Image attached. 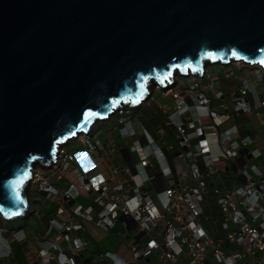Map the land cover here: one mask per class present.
Instances as JSON below:
<instances>
[{"label":"water","instance_id":"95a60500","mask_svg":"<svg viewBox=\"0 0 264 264\" xmlns=\"http://www.w3.org/2000/svg\"><path fill=\"white\" fill-rule=\"evenodd\" d=\"M239 60L264 71V0H0V218L27 214L65 141Z\"/></svg>","mask_w":264,"mask_h":264},{"label":"built area","instance_id":"2783aa9c","mask_svg":"<svg viewBox=\"0 0 264 264\" xmlns=\"http://www.w3.org/2000/svg\"><path fill=\"white\" fill-rule=\"evenodd\" d=\"M189 77L182 89L155 84L161 98L154 110L165 116L164 126L150 131L136 113L143 104L124 105L99 121L114 123L120 141L113 147L105 149L92 126L63 144L50 166L34 169L30 203L55 205L30 244L37 264H83L87 242L77 233L85 229L83 223L104 231L120 223L131 234L117 250L98 255L110 264H148L153 257L163 264H264L261 153L236 127L221 129L224 116L210 108L208 94L216 76ZM247 90L242 83L235 111H250ZM164 127L173 132V141L166 140ZM110 154H118L122 163L104 172L102 156ZM171 158L184 166L170 167ZM221 160L229 163L233 185L209 187L207 179ZM209 195L216 213L204 217L206 226L200 217ZM10 255L0 244V264Z\"/></svg>","mask_w":264,"mask_h":264},{"label":"crops","instance_id":"0c3cea01","mask_svg":"<svg viewBox=\"0 0 264 264\" xmlns=\"http://www.w3.org/2000/svg\"><path fill=\"white\" fill-rule=\"evenodd\" d=\"M254 74L255 75H252L251 78L247 75H237L235 80L237 83L236 91H228L225 93L214 87L209 90L208 94L212 100L224 101L220 105H212L215 107L210 106V108L218 115L224 116V122L222 126H220L221 129L226 130L229 127H236L241 132L242 136H248L251 139L253 146L261 153L258 157V163L264 171V106L258 108L255 106L256 102L264 101V74L260 71H255ZM242 83L246 84L248 87L245 100H247L248 97L253 99V104L248 103L250 111L246 113L235 111L233 107L234 103L240 99L237 92L242 86ZM141 105H139V107ZM208 123H210V119L204 122V124ZM104 124V126H107L108 128L104 136L100 134L101 126H95L94 131L96 138L104 145L105 149H109L120 140L114 132V123ZM104 157L105 155L102 156L101 160V167L104 172H107L111 166L122 163L118 154H110L108 156L112 161L116 160L112 165L104 162ZM169 164L172 168H175L176 166H184L183 161H178L174 158L169 159ZM228 165L229 163L225 160H221L215 164V172L212 177L207 179L209 187L216 185L220 188H228L233 185V181L230 179ZM33 201L30 203V208L23 218L10 222L4 220L0 221V244L11 250V255L5 260L4 264L11 261L16 252L21 255L23 264H37L34 257L35 251L31 248L30 244L41 235L42 229L46 226L49 214L54 210L55 205L49 202H40L39 200ZM38 205L44 209L48 208L45 210L42 217L38 211ZM17 221H19L21 225L18 228H14L13 223ZM83 225L85 229L77 232L78 235L83 237L87 242L83 264H110L108 259H100L98 255L103 252L114 251L111 250V241L115 238L126 242L131 239V234L126 233L120 223H117L108 231H104L91 223H83ZM117 227H120L122 232H115ZM146 262L148 264H163L158 261L156 257H153Z\"/></svg>","mask_w":264,"mask_h":264},{"label":"rangeland","instance_id":"374dc122","mask_svg":"<svg viewBox=\"0 0 264 264\" xmlns=\"http://www.w3.org/2000/svg\"><path fill=\"white\" fill-rule=\"evenodd\" d=\"M219 65L220 64L215 63V64H208L207 66H205L204 70L205 71L207 70V72L203 73V76L205 77V79L208 78V77H212V79H214V77L216 76V81H215L214 87H216L217 89L222 90L225 93L228 92V91L229 92L236 91L237 83H236L235 80H236V76L237 75H245V76L247 75V76H249L251 78L252 75H255L254 74L255 71H261L264 74V71L262 69H259V67L257 68V66H255V67L254 66H248V64H246V63L244 65H240V66H235L232 63L227 64V65H221V66H219ZM174 77H175V79L177 81H182V83L185 82L184 86H181L183 84L180 85L181 87L179 86L181 89H182V87L186 86L187 79L184 76H180V75L175 74L172 79H174ZM176 84H173L174 87H176L175 86ZM154 86H155V84H153L151 86V95H152L153 99L151 100L150 99L151 96H150L146 101L143 102V106H142L143 108H149L151 106V108H149L148 110H144L143 113L139 112V110L136 111V113L139 116V119L141 120V122L150 131L154 130L155 128H158L159 125L164 126V121L166 119L165 116L161 115L160 113H158V111L154 110L156 108L157 102L161 98L160 95L157 93L158 91L155 90ZM239 89H238V92H237L238 93V97L240 96L239 95ZM156 100H157V102H156ZM211 100L212 99H210V103H211L210 106H212V105H220V104H222L224 102L223 100H212V101ZM247 100H248L249 104H253V99L252 98L248 97ZM189 102L193 103L194 100H190ZM148 105H150V106L148 107ZM212 107H215V106H212ZM200 119L204 123V122L209 120V117L208 116H201ZM104 125H105L104 123L97 122L96 124L93 125V127L101 126L100 134L104 136L106 134V132H107V129H108L107 126L105 127ZM164 128H165V138H166V140L173 141V139H174L173 132L171 130H169L168 128L166 129V127H164ZM117 159H118V157H117ZM115 161L116 160L112 161L111 159H109L107 155H105V157H104V162H107V164H109V165H112V163H114ZM208 204L212 205L211 208L208 207ZM202 205H203V213L201 214L200 218L202 219L203 223L206 226H208L209 222L205 221L204 217L212 216L213 214L216 213V207L214 206V197L211 196V195L207 196L205 198V201L203 202ZM46 209H48V208L44 209L43 207L38 205V211H39L41 217L43 216V214H44ZM1 220L2 219L0 218V221ZM13 224H14V226H13L14 228H18L21 225V223L19 221L14 222ZM120 231L122 232V229L120 227H117L115 229V232L119 233ZM111 242H112L111 250H117L118 246L123 241H121L120 239L115 238Z\"/></svg>","mask_w":264,"mask_h":264},{"label":"bare ground","instance_id":"6f19581e","mask_svg":"<svg viewBox=\"0 0 264 264\" xmlns=\"http://www.w3.org/2000/svg\"><path fill=\"white\" fill-rule=\"evenodd\" d=\"M230 63H232V64H234L235 66H240V65H244L245 63L243 62V61H241V60H239V61H232V62H230ZM229 63V64H230ZM218 64H220V63H218ZM221 65H224V64H220L219 66H221ZM248 66H250V65H248ZM254 67H255V65H254ZM257 68H258V66H257ZM259 69H261L260 67H259ZM263 70V69H262ZM205 71V70H204ZM203 71V73H205ZM175 75V74H174ZM197 75H199V74H197ZM203 75V74H202ZM189 76H195V74H190V73H188L187 74V76H184L186 79L187 78H189L190 79V77ZM204 77V76H203ZM173 78V77H172ZM171 78V82H168L167 83V86H166V88H168V89H171V88H173V89H177V88H179V86L181 85V84H183V85H185V82L184 83H182V81H177L176 79H175V77H174V79H172ZM177 83V84H176ZM173 84H176L175 86L176 87H174V85ZM183 85H181V86H183ZM180 86V87H181ZM155 88H157V86H155ZM158 88H161V87H158ZM214 88V85L212 86V89ZM150 96H151V93H150ZM142 103V102H141ZM140 103V104H141ZM139 104V105H140ZM139 105H138V107H139ZM98 122V121H97ZM97 122H95L94 124H96ZM93 124V125H94ZM69 141L70 140H67V141H65V143H64V146L65 145H67L68 143H69ZM31 184V183H30Z\"/></svg>","mask_w":264,"mask_h":264},{"label":"trees","instance_id":"16d2710c","mask_svg":"<svg viewBox=\"0 0 264 264\" xmlns=\"http://www.w3.org/2000/svg\"><path fill=\"white\" fill-rule=\"evenodd\" d=\"M144 110H147V109L146 108H142V109L139 110V112L143 113ZM7 264H23L21 255L18 252H16L13 255V258L11 259V261H9Z\"/></svg>","mask_w":264,"mask_h":264},{"label":"snow or ice","instance_id":"6c2138e0","mask_svg":"<svg viewBox=\"0 0 264 264\" xmlns=\"http://www.w3.org/2000/svg\"><path fill=\"white\" fill-rule=\"evenodd\" d=\"M233 55H235V53H233ZM17 198H19V197H17ZM14 214H18V213H14Z\"/></svg>","mask_w":264,"mask_h":264}]
</instances>
